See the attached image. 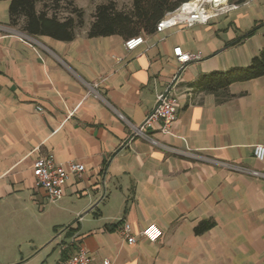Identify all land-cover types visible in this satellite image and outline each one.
<instances>
[{
	"label": "crops",
	"instance_id": "0c3cea01",
	"mask_svg": "<svg viewBox=\"0 0 264 264\" xmlns=\"http://www.w3.org/2000/svg\"><path fill=\"white\" fill-rule=\"evenodd\" d=\"M237 5L207 24L141 34L145 42L127 50L122 36L89 37L92 18L72 41L22 40L10 1H0V264H63L78 246L91 264H264V179L154 146L119 116L142 124L178 73L174 49L199 53L174 86L171 133L156 124L152 134L264 172L253 153L264 145V76L231 84L222 103L193 87L204 74L248 66L264 48V0ZM47 155L86 167L57 203L35 185L34 162ZM125 222L136 243L120 233ZM151 224L163 231L157 242L140 234Z\"/></svg>",
	"mask_w": 264,
	"mask_h": 264
},
{
	"label": "built area",
	"instance_id": "2783aa9c",
	"mask_svg": "<svg viewBox=\"0 0 264 264\" xmlns=\"http://www.w3.org/2000/svg\"><path fill=\"white\" fill-rule=\"evenodd\" d=\"M238 8L237 3L232 0H188L182 3L175 11L169 12L161 19L156 27L158 32H162L167 28L186 25L193 26L196 24H207L212 18L219 15L228 14ZM6 27L0 24V30ZM20 36L22 40H34L35 38L22 32L20 29H12ZM145 42L143 35L130 37L125 41L127 50H134ZM176 61L179 64L178 73L172 78V81L165 87L163 91L157 93L156 104L148 113L144 122L140 125H134L121 114L119 116L128 124L131 133L134 136L147 140L154 146L165 148L171 152L188 155L194 159L202 160L214 164L221 165L236 173L250 175L255 178L264 179V172L247 166L231 164L216 161L210 157L190 151H178L171 147L163 145L154 137L152 131L156 124L160 125V131L169 134L178 117V99L174 94V86L186 65L193 60L201 58L199 53H190L183 51L182 47L174 49ZM97 85L94 84V87ZM253 153L258 161H264V145L258 144L254 146ZM86 171L83 163L77 161H69L62 163L57 161L54 155L41 156L34 162L33 175L35 185L46 191L49 200L52 203L59 202L65 193L66 184L71 177H81ZM80 219L82 217L80 216ZM120 233L127 237L129 243H136V236L131 233V225L125 222ZM140 234L150 242H157L162 236L163 231L155 224L145 227ZM92 257L87 253L84 247L78 246L77 250L67 257L63 264H91ZM102 264H112L109 259H104Z\"/></svg>",
	"mask_w": 264,
	"mask_h": 264
},
{
	"label": "trees",
	"instance_id": "16d2710c",
	"mask_svg": "<svg viewBox=\"0 0 264 264\" xmlns=\"http://www.w3.org/2000/svg\"><path fill=\"white\" fill-rule=\"evenodd\" d=\"M3 1V0H0ZM10 1V25L32 37L49 36L60 41H72L76 37V28L85 24V12L72 1L71 15L61 16V2L68 0H8ZM188 0H131L126 8H119L115 0L98 4L92 15V22L88 30L89 37L119 35L126 39L141 34L156 32L158 22L167 13L175 11ZM240 4L245 0H232ZM41 5V8H38ZM258 29L253 27L239 37L234 43H239L252 36ZM264 76V48L252 58L245 67H235L226 71H215L202 75L193 87L199 91L212 93L217 101L222 103L233 95L229 87L235 82H244ZM213 226L207 221L196 227L197 233H202Z\"/></svg>",
	"mask_w": 264,
	"mask_h": 264
},
{
	"label": "rangeland",
	"instance_id": "374dc122",
	"mask_svg": "<svg viewBox=\"0 0 264 264\" xmlns=\"http://www.w3.org/2000/svg\"><path fill=\"white\" fill-rule=\"evenodd\" d=\"M70 1H72L76 6L82 8L85 12V24L83 27L76 28V31H77L79 29L84 28L86 23L91 20L92 15L95 11V8L98 4L107 2L109 0H68V4H67V2L64 1V2H61L59 4V6H60L59 10H60L61 16L64 17L67 15L68 16L71 15V12H70L71 11V5L69 3ZM115 1L118 3L119 8H126L130 5V0H115ZM92 20H93V18H92ZM58 222H60V221H58ZM58 224L62 225L63 223H58ZM58 248L59 247L57 245H54V251H53V247H52L51 250H52V252H54V255H57L56 252L58 251ZM55 250H56V252H55Z\"/></svg>",
	"mask_w": 264,
	"mask_h": 264
}]
</instances>
